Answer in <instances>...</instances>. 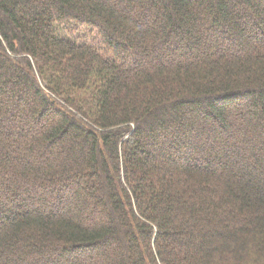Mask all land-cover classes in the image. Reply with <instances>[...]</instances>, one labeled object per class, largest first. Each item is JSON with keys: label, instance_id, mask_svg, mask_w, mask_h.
I'll return each instance as SVG.
<instances>
[{"label": "trees", "instance_id": "trees-1", "mask_svg": "<svg viewBox=\"0 0 264 264\" xmlns=\"http://www.w3.org/2000/svg\"><path fill=\"white\" fill-rule=\"evenodd\" d=\"M0 264H264V0H0Z\"/></svg>", "mask_w": 264, "mask_h": 264}]
</instances>
